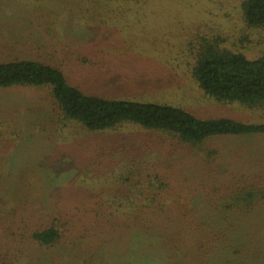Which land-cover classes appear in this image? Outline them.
<instances>
[{"label":"rangeland","instance_id":"obj_1","mask_svg":"<svg viewBox=\"0 0 264 264\" xmlns=\"http://www.w3.org/2000/svg\"><path fill=\"white\" fill-rule=\"evenodd\" d=\"M241 1L139 0L126 3L125 12H78L62 0H0V61L48 63L86 94L262 123L263 109L218 101L191 73L205 41L247 58L264 52V25L245 22ZM54 108L46 88L0 87V264H188L159 238L125 229V216L111 206L148 178L151 160L137 148L148 133L62 125ZM211 144L222 150L226 168L264 177V137ZM259 215L264 235V209ZM55 222L54 243L31 240L33 230Z\"/></svg>","mask_w":264,"mask_h":264},{"label":"trees","instance_id":"obj_2","mask_svg":"<svg viewBox=\"0 0 264 264\" xmlns=\"http://www.w3.org/2000/svg\"><path fill=\"white\" fill-rule=\"evenodd\" d=\"M62 1L72 4L71 11L125 12L126 3L139 0ZM240 9L249 26L264 25V0H242ZM191 73L214 99L264 110V52L247 58L205 41ZM16 86L46 88L62 125L72 123L89 131L132 126L149 134L137 145L153 165L148 178L111 199L115 214L125 216V229L159 238L165 249L188 264H264L259 215L264 209V177L226 168L222 150L211 144L218 138L264 137V122L198 118L167 103L86 94L48 63L17 57L0 61V87ZM180 198L194 201L170 205ZM59 236L56 222L30 234L40 245H50Z\"/></svg>","mask_w":264,"mask_h":264}]
</instances>
